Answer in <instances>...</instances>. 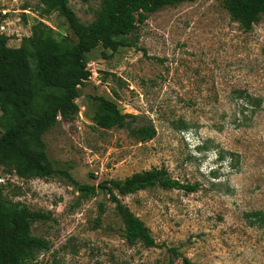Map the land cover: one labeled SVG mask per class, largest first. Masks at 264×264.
<instances>
[{"label": "rangeland", "instance_id": "obj_1", "mask_svg": "<svg viewBox=\"0 0 264 264\" xmlns=\"http://www.w3.org/2000/svg\"><path fill=\"white\" fill-rule=\"evenodd\" d=\"M41 0H0V34L19 48L36 21L58 41L77 43L66 20L40 15ZM91 23L100 0H69ZM136 47L87 55L89 82L79 113L43 137L54 168L72 167L82 185L97 187L165 168L195 192L153 188L121 202L150 230L157 246H130L109 197H84L66 180H23L0 166L3 198L50 217L32 226L51 246L37 264H183L169 249L200 264H264V227L247 214L264 213V17L249 32L223 0H197L150 14L128 37ZM27 50L32 52L28 46ZM100 99L152 125L156 137L98 128ZM11 114L0 107V131ZM102 214L100 224L98 217Z\"/></svg>", "mask_w": 264, "mask_h": 264}, {"label": "trees", "instance_id": "obj_2", "mask_svg": "<svg viewBox=\"0 0 264 264\" xmlns=\"http://www.w3.org/2000/svg\"><path fill=\"white\" fill-rule=\"evenodd\" d=\"M197 0H100L91 23H83L70 7L69 0H41L40 15L53 14L64 18L77 43L68 46L58 41L55 31L43 21H36L32 34L24 38L19 48H10V38L0 34V107L11 110L0 131V166L10 169L23 180H66L82 196L109 197L122 222L123 238L130 246H157L145 223L126 207L119 197H127L153 188L195 192L197 186L172 178L165 169L136 173L125 180H110L97 187L82 185L70 171L72 167L54 168L46 157L43 137L62 119L71 121L79 113L76 100L79 89L92 77L87 55L102 47L113 54L120 48L136 47L128 37L146 23L150 14L169 6L193 3ZM232 20L249 32L264 17V0H223ZM32 52L27 50V47ZM138 118L122 114L105 99H100L93 122L105 130H126L139 142L156 137L152 125L135 126ZM102 214L98 217L100 224ZM252 225L264 227V213L247 214ZM42 212L29 209L20 202L3 198L0 185V264H37L42 252L50 250V242L34 236L32 226L49 220ZM173 257H181L183 264H200L182 256L177 249H169ZM172 264V262H171Z\"/></svg>", "mask_w": 264, "mask_h": 264}]
</instances>
